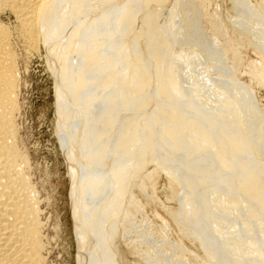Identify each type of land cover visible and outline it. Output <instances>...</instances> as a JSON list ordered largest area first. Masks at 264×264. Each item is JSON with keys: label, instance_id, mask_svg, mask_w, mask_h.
Masks as SVG:
<instances>
[{"label": "bare ground", "instance_id": "6f19581e", "mask_svg": "<svg viewBox=\"0 0 264 264\" xmlns=\"http://www.w3.org/2000/svg\"><path fill=\"white\" fill-rule=\"evenodd\" d=\"M227 1L0 0V264H55L63 233L23 126L42 57L76 264H264V117L238 76L264 0Z\"/></svg>", "mask_w": 264, "mask_h": 264}, {"label": "rangeland", "instance_id": "374dc122", "mask_svg": "<svg viewBox=\"0 0 264 264\" xmlns=\"http://www.w3.org/2000/svg\"><path fill=\"white\" fill-rule=\"evenodd\" d=\"M217 2L219 5L230 7L227 0L224 2L217 0ZM256 50L257 48L252 46L242 49L243 61L240 62L238 76L241 81L249 86L264 117V56L259 52L257 53ZM26 88L24 91L26 115L23 120L26 139L35 159L38 178L45 187V194L47 196L48 194L49 196L52 195L51 197L54 199L50 210H52L54 217L56 216V221L62 224V237L57 244L58 247L55 245V264H76L69 172L56 131L55 81L44 57L30 62ZM152 169L155 167L150 166L148 170L153 171ZM159 180L156 188L157 199L165 206L176 208L177 202L169 201L171 192L168 179L162 175ZM152 209L154 210L155 206ZM152 209L150 210L148 207L147 216L153 221ZM164 211L161 210L160 214L165 217L166 212ZM138 218V220H143L142 215ZM122 243L120 241L121 246L124 247V243ZM200 252V254H204L203 251Z\"/></svg>", "mask_w": 264, "mask_h": 264}]
</instances>
